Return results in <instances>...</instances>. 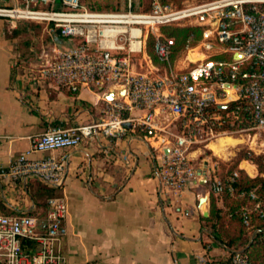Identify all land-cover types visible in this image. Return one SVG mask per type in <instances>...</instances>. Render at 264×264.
Segmentation results:
<instances>
[{
    "label": "built area",
    "instance_id": "2783aa9c",
    "mask_svg": "<svg viewBox=\"0 0 264 264\" xmlns=\"http://www.w3.org/2000/svg\"><path fill=\"white\" fill-rule=\"evenodd\" d=\"M132 4L126 0L125 10L119 12L89 11L81 0H15L12 6L0 5V20L10 29L20 23L43 25L50 35L77 41L72 48L56 50L44 65L31 68L33 79L71 94L81 88L104 92L98 121L35 137L29 150L1 171L2 176L61 187L67 155L29 156L72 149L97 136L138 139L159 153L158 181L177 198L197 178L190 153L199 146L242 123L250 125L237 131L264 133V0H205L180 6L151 0L145 12L133 11ZM164 26L202 28L197 48L203 58L185 61L180 68L171 63L173 39L160 33ZM149 36L154 38L155 56L164 64L162 70L146 53ZM137 56L146 69L136 65ZM20 64V55L13 52L12 67ZM112 88L116 98L108 101ZM231 104L236 105L229 108ZM224 127L228 130H221ZM122 160L128 164L126 156ZM206 172L208 194L235 196L237 171L220 178L215 162ZM248 196L250 205L239 211L245 227L253 218L264 221V200L254 190ZM47 206L43 222L30 215L0 216V264H65L58 245L67 234V205L64 199L51 198ZM22 241L32 243L33 251L22 249ZM197 264L208 261L199 256ZM231 264L251 263L237 250Z\"/></svg>",
    "mask_w": 264,
    "mask_h": 264
},
{
    "label": "crops",
    "instance_id": "0c3cea01",
    "mask_svg": "<svg viewBox=\"0 0 264 264\" xmlns=\"http://www.w3.org/2000/svg\"><path fill=\"white\" fill-rule=\"evenodd\" d=\"M14 2L0 0V5ZM11 30L0 20V216L30 215L43 222L47 201L64 199L67 234L58 249L65 264H172L173 260L197 264L199 256L208 264H218L227 257V248L213 238L203 217L204 211L210 216L211 198L204 159L195 165L198 179L177 198L168 195L158 181L159 153L138 139L128 142L97 136L72 149L30 155V159L68 156L61 187L1 175L11 161L29 150L35 137L98 121L104 97L100 90L81 88L71 94L33 79L30 69L53 57L42 53L33 62L26 59ZM48 35L54 55L77 43ZM13 52L21 61L15 68ZM140 64L139 60L136 65ZM195 153H190L192 159ZM125 156L128 164L122 160ZM206 195L208 200L201 206L200 199ZM212 197L221 207L222 198Z\"/></svg>",
    "mask_w": 264,
    "mask_h": 264
},
{
    "label": "trees",
    "instance_id": "16d2710c",
    "mask_svg": "<svg viewBox=\"0 0 264 264\" xmlns=\"http://www.w3.org/2000/svg\"><path fill=\"white\" fill-rule=\"evenodd\" d=\"M84 1L86 0H81L82 6ZM160 1L166 2L167 0ZM86 9L96 12H119L116 8L107 7L106 5L100 6L95 2L89 4ZM148 9L149 7L141 10L140 12H145ZM132 10L136 11L133 5ZM160 33L165 38L173 39V46L170 50V62L174 63V59L179 52L198 46L202 36V28L164 26L160 28ZM153 43L154 38L149 36L147 39L146 53L153 65L162 70L164 68V64H162L155 56L153 52ZM235 105L236 104H231L229 108L234 107ZM249 125L250 124L248 123H242L239 126L233 127L231 130L237 131L245 129L248 128ZM221 130L224 131L228 129L227 127H224ZM257 161H260V159H257ZM259 166H261V162ZM235 171L238 173V177L233 184L235 196L230 197L226 193L223 194L221 196L222 206L219 207L215 204L214 198L211 195L210 216L205 219V221L209 223L213 238L221 245H224L228 250L227 257L222 259L218 264H231L232 253L237 251L235 248L239 245H243V248L240 249V251H242V253L248 258L251 264H264V221H259L253 218L250 226L245 227L239 217L240 209L250 205L248 193L251 190H254L255 194L260 199L264 200V173H261L259 177L250 178L247 177L242 170ZM232 172H234V170L229 169L224 175L219 174V177L224 178ZM235 223H238L239 226L238 232L236 233V227L234 226ZM230 225L234 228V231H231V229L225 230L228 229V226ZM249 230H253L252 234L248 233ZM31 246L32 243L28 241H22V249L26 250L27 252L33 251L34 246H32V249Z\"/></svg>",
    "mask_w": 264,
    "mask_h": 264
},
{
    "label": "rangeland",
    "instance_id": "374dc122",
    "mask_svg": "<svg viewBox=\"0 0 264 264\" xmlns=\"http://www.w3.org/2000/svg\"><path fill=\"white\" fill-rule=\"evenodd\" d=\"M175 5L180 6L182 4H193L200 3L205 0H169ZM93 2L98 3L100 6L106 5L107 7L116 8L118 11H124L126 8V0H86L84 1L83 7L87 8L89 4ZM133 7L136 11H141L149 7L151 0H132ZM12 37L17 39L18 50L21 55L26 59L32 60L36 59L37 56H40L42 53H45L49 56L54 57L52 51L53 41L48 35L45 27L43 25L35 24H17L16 28L11 30ZM54 37V36H53ZM202 56L199 53L197 46L192 49H187L185 51L179 52L174 59V64L178 68L183 67V63L188 60L192 61L194 58ZM203 57V56H202ZM139 59L144 66V69L147 68L143 58L137 56L135 60ZM138 60V62H139ZM136 61V63H138ZM231 137L238 142L235 144H228L222 148L221 157L215 155L209 148L208 145L212 143H217L219 138ZM214 141V142H213ZM211 142L199 146L195 150V155L193 156V164L196 165V162L199 160L208 161L207 166H210L212 163H218L219 174L224 175L229 169L232 170H242L243 173L250 178L259 177L261 173H264V133L259 131H231L226 135L220 136L217 139L212 140ZM253 143V144H252ZM228 148V149H227ZM260 159V161H257ZM249 162L255 167V173L249 175L244 169L240 167V163ZM261 162V166H259ZM206 166V167H207ZM235 233L238 232L239 226L238 223H235ZM234 231V228L230 225L228 226L229 230ZM233 229V230H232ZM253 230H249L248 233L252 234ZM252 241V240H251ZM250 241V242H251ZM243 248V245L236 247V250Z\"/></svg>",
    "mask_w": 264,
    "mask_h": 264
},
{
    "label": "bare ground",
    "instance_id": "6f19581e",
    "mask_svg": "<svg viewBox=\"0 0 264 264\" xmlns=\"http://www.w3.org/2000/svg\"><path fill=\"white\" fill-rule=\"evenodd\" d=\"M203 57L202 56H198V57H196V58H194L192 61H197V60H199V59H202ZM113 89V88H112ZM112 94H111V97L113 98V99H115L116 97H115V94L113 93V92H111ZM214 142V141H213ZM238 141L237 140H235V139H233V138H231V137H226V138H219L218 140H217V143L215 142V143H210L209 145H208V148L215 154V155H219V157H221L222 155H221V153H222V148L224 147V146H226V145H228V144H235V143H237ZM253 144V143H252ZM228 149V148H227ZM240 167L242 168V169H244L249 175H252V174H254L255 173V167L252 165V164H250L249 162H242V163H240ZM195 174H196V177H197V179H198V175H197V172L195 171ZM203 180H205V177L203 178ZM202 180V181H203ZM204 205V201H202V203H201V206H203Z\"/></svg>",
    "mask_w": 264,
    "mask_h": 264
},
{
    "label": "water",
    "instance_id": "95a60500",
    "mask_svg": "<svg viewBox=\"0 0 264 264\" xmlns=\"http://www.w3.org/2000/svg\"><path fill=\"white\" fill-rule=\"evenodd\" d=\"M111 94H112V93H110V94L107 96V100H108V101H112V100H113V98L111 97ZM223 108H225V107H223ZM207 200H208V195H206L205 197H203V198L200 199V204L202 203V201H204V203H205ZM203 217H204V218H207V217H208V211H204V213H203Z\"/></svg>",
    "mask_w": 264,
    "mask_h": 264
}]
</instances>
